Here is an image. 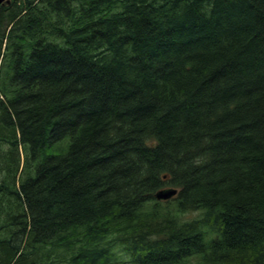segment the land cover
I'll return each mask as SVG.
<instances>
[{
  "label": "trees",
  "instance_id": "obj_1",
  "mask_svg": "<svg viewBox=\"0 0 264 264\" xmlns=\"http://www.w3.org/2000/svg\"><path fill=\"white\" fill-rule=\"evenodd\" d=\"M0 264H264V0L0 5Z\"/></svg>",
  "mask_w": 264,
  "mask_h": 264
},
{
  "label": "water",
  "instance_id": "obj_2",
  "mask_svg": "<svg viewBox=\"0 0 264 264\" xmlns=\"http://www.w3.org/2000/svg\"><path fill=\"white\" fill-rule=\"evenodd\" d=\"M11 0H0V5L4 3H9ZM177 193V189L175 188H166V189H161L156 193V197L158 199H169L172 196H174Z\"/></svg>",
  "mask_w": 264,
  "mask_h": 264
},
{
  "label": "bare ground",
  "instance_id": "obj_3",
  "mask_svg": "<svg viewBox=\"0 0 264 264\" xmlns=\"http://www.w3.org/2000/svg\"><path fill=\"white\" fill-rule=\"evenodd\" d=\"M1 5H2V4H1ZM164 189H166V188H164ZM158 191H159V190H158ZM158 191H157V192H158ZM177 193H178V191H177ZM177 193H176V194H177ZM176 194H175V195H176ZM175 195H174V196H175ZM174 196H172V197H174ZM172 197H171V198H172ZM169 199H170V198H169ZM160 200H163V199H160ZM166 200H168V199H166ZM54 238H55V237H54Z\"/></svg>",
  "mask_w": 264,
  "mask_h": 264
},
{
  "label": "rangeland",
  "instance_id": "obj_4",
  "mask_svg": "<svg viewBox=\"0 0 264 264\" xmlns=\"http://www.w3.org/2000/svg\"><path fill=\"white\" fill-rule=\"evenodd\" d=\"M11 3V1L9 3H4L5 5H9Z\"/></svg>",
  "mask_w": 264,
  "mask_h": 264
}]
</instances>
